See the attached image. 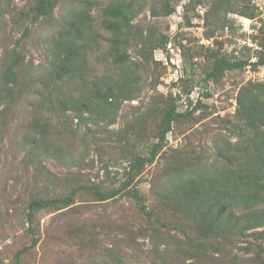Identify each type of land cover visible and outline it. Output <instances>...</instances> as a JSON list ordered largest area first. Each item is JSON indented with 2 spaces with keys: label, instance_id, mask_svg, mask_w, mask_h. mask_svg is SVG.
Masks as SVG:
<instances>
[{
  "label": "rangeland",
  "instance_id": "1",
  "mask_svg": "<svg viewBox=\"0 0 264 264\" xmlns=\"http://www.w3.org/2000/svg\"><path fill=\"white\" fill-rule=\"evenodd\" d=\"M109 1L96 0L98 6L92 10L100 44L81 57L75 82L58 93L53 86L47 90L44 83L69 1L60 0L50 16L32 21L26 13L36 0H0V259L5 262L28 248L20 264H205L193 257L194 250L181 232H167L159 225L153 230L136 202L123 193L107 202L81 196L68 210H42L29 229L28 204L34 197L63 195L79 185L120 187L131 155L146 153L157 140L154 135L165 97L175 88L180 91L198 85L210 92L204 96L207 107L178 124L168 134L164 150L134 180L156 215H165L172 224L183 223L181 213L165 207L168 171L190 159L213 160L221 134L237 140L230 132L233 122L226 120L236 122L240 88L248 81H261L250 77L246 65L227 71L220 82L205 85L203 56L194 58L198 63L188 66L185 75L181 44L195 53L222 42L223 53L251 57L250 67L257 68L252 62L264 39V0H235L248 5L254 16L228 12L224 28L221 22L226 7L218 0H174L176 11L168 16L153 15L160 0H134L136 39L155 29L156 35H168L169 42L165 48L153 50L152 60L150 51L147 57L138 53L140 45L134 41L128 53L130 68L137 67L131 85L138 94L124 100L118 109L108 108L102 117L80 120L56 98L70 96V92L77 97L97 77L114 72L107 39L111 33L101 24L102 6ZM26 26L30 31L23 38ZM15 52L20 54V63L9 95L3 76ZM176 67L182 69L184 80L174 88L171 79ZM114 74L116 77L117 68ZM168 204L170 208L171 202ZM32 237L38 243L30 247ZM250 240L256 241L253 236L233 237L225 244L233 253L249 257L252 253L244 247Z\"/></svg>",
  "mask_w": 264,
  "mask_h": 264
},
{
  "label": "trees",
  "instance_id": "2",
  "mask_svg": "<svg viewBox=\"0 0 264 264\" xmlns=\"http://www.w3.org/2000/svg\"><path fill=\"white\" fill-rule=\"evenodd\" d=\"M60 0H36L26 13L32 21L41 17H48L57 7ZM67 17L54 41V62L48 71V80L44 87L48 90L52 86L54 91L61 93L65 86L75 82L82 56L90 49L100 44V33L94 26L92 10L98 6L96 0H68ZM225 6L222 28L227 27V13L235 12L242 15L254 16L245 3L238 4L235 0H218ZM176 11L174 0H160L159 7L153 8L154 16L171 15ZM134 0H111L101 9V24L111 35L109 41V56L112 57L114 72L105 73L91 82L90 88L80 91L75 97L70 92L63 97L58 96L57 102L67 110L75 112L80 120H93L102 117L107 109H118L127 99H134L138 94L132 84L135 70L130 68L131 56L128 49L133 42L139 46L138 53L144 57L152 56L155 48H165L169 36L156 35L151 29L145 36L138 39L133 18L136 16ZM189 22V21H188ZM189 24V23H188ZM261 30H264L262 25ZM134 30V32H133ZM30 27L26 26L23 38L29 34ZM210 36V35H209ZM219 42V41H218ZM223 43L217 47H203V51L191 53L190 49L181 44L184 57V73L188 66L197 64L196 57L204 58V84L209 81L220 82L227 71L242 69L250 62L251 57H233L223 53ZM257 60L252 62L256 67L264 65V39L259 43ZM20 63V54L15 52L4 73L6 91L12 93V83L17 82L15 67ZM136 66V63H134ZM118 74L114 77L115 69ZM77 70V71H76ZM184 76V75H183ZM180 77L174 83L183 81ZM198 85L188 89H179L165 97V104L160 109L157 122L156 141L150 143L144 154L134 153L129 159L127 177L120 187L105 188L99 185H79L67 193L54 197H34L28 204L27 221L29 229L37 220V214L42 210H68L78 197H91L93 201L107 202L115 199L119 194L132 198L139 207L140 213L155 230L157 225L166 227L167 232L177 230L185 237L194 250L193 257L200 258L205 264H264V81H248L237 95L236 122L230 129L231 135L237 136L232 141L223 134L219 142H215L216 156L210 162L189 160L179 167H172L168 171L169 180L166 189L167 209L183 215V223H169L165 215H156L143 200L134 180L139 176L147 164H152L168 144V134L182 121L194 117L201 107H207L204 99H198L196 105L187 110H180L178 99L183 93H190ZM70 90V88L68 89ZM50 92V91H49ZM204 96H210L206 91ZM53 99L51 102L53 103ZM228 119V118H227ZM143 134V133H142ZM127 140H130L127 138ZM252 230V231H251ZM253 236L256 241H248L244 248L251 252L249 257L233 253L225 243L235 238ZM245 242V241H244ZM247 242V241H246ZM38 243V238L32 237L30 247ZM28 250L23 248L15 254L14 260L0 264H20L21 256Z\"/></svg>",
  "mask_w": 264,
  "mask_h": 264
},
{
  "label": "built area",
  "instance_id": "3",
  "mask_svg": "<svg viewBox=\"0 0 264 264\" xmlns=\"http://www.w3.org/2000/svg\"><path fill=\"white\" fill-rule=\"evenodd\" d=\"M251 64L247 65V72L250 73V77L253 79H258L261 81H264V65H259L257 68L253 69L250 67ZM183 75L182 69L180 67H176L173 72V78L171 80H174V82H177L180 78V76ZM207 89H201L200 86H196L194 89L191 90L190 93L181 94V97L178 99V107L180 110H187L189 108H192L194 105H196L198 99L203 97V93L206 92ZM174 93L176 94V88L174 90ZM236 106V101H234V108Z\"/></svg>",
  "mask_w": 264,
  "mask_h": 264
}]
</instances>
